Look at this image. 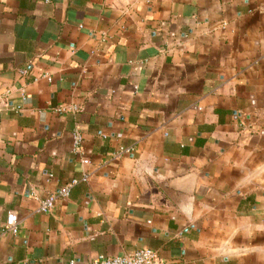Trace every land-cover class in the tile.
<instances>
[{"label":"crops","instance_id":"obj_1","mask_svg":"<svg viewBox=\"0 0 264 264\" xmlns=\"http://www.w3.org/2000/svg\"><path fill=\"white\" fill-rule=\"evenodd\" d=\"M142 249L264 264V0H0V264Z\"/></svg>","mask_w":264,"mask_h":264},{"label":"built area","instance_id":"obj_2","mask_svg":"<svg viewBox=\"0 0 264 264\" xmlns=\"http://www.w3.org/2000/svg\"><path fill=\"white\" fill-rule=\"evenodd\" d=\"M48 81L51 79L44 75ZM66 109L64 107L57 109V112L63 113ZM72 153L79 154L81 150V142L82 138L79 133L74 132L72 133ZM84 164L88 162L83 160ZM72 184L65 187L64 189L60 190L57 194H52L47 196L44 200L40 202L39 211L42 213H48L54 206L56 200L58 198H65L68 196L69 190ZM17 225H18V218L16 214L9 213L6 216V220L4 223V231H7L11 234H16L17 232ZM90 264H164L157 256V254L149 249H142L137 250L135 252L123 255V256H116V257H108V256H97L95 257Z\"/></svg>","mask_w":264,"mask_h":264}]
</instances>
